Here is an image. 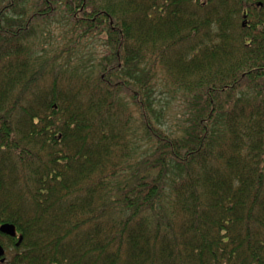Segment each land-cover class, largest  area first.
Wrapping results in <instances>:
<instances>
[{
  "label": "trees",
  "instance_id": "16d2710c",
  "mask_svg": "<svg viewBox=\"0 0 264 264\" xmlns=\"http://www.w3.org/2000/svg\"><path fill=\"white\" fill-rule=\"evenodd\" d=\"M26 1L0 5V223L20 264H264V0H42L22 21ZM57 7L71 48L104 32L99 75L27 52ZM158 72L186 102L173 129Z\"/></svg>",
  "mask_w": 264,
  "mask_h": 264
},
{
  "label": "rangeland",
  "instance_id": "374dc122",
  "mask_svg": "<svg viewBox=\"0 0 264 264\" xmlns=\"http://www.w3.org/2000/svg\"><path fill=\"white\" fill-rule=\"evenodd\" d=\"M6 3H8V0H0V5ZM41 6L42 0H27L23 3V5H21V7L23 8V11L27 10L26 12L28 13L20 17H13L24 21L27 19L31 10H37L41 8ZM65 10L66 9L64 7H57L53 11L51 17L37 22L33 21L31 23L30 29L32 30L27 34L25 40V45L28 48L27 52L32 53V56L35 55V57H44L46 59H53L56 55H59L57 63L68 62V64L79 66L82 64L83 67H87L86 69L95 68V75H99L101 71L98 69V63L102 62V59L107 53L104 32H100L99 30L91 32L84 38L78 39V45L71 48L72 46H70V41H72V37L75 38V34L73 35V31L69 27L72 26V20L70 18L71 15H69L68 12H65ZM12 14L13 11L7 13V16H12ZM65 49L69 50V56L66 51H63ZM66 57L68 58L66 59ZM79 57L81 59V63L77 61V58ZM45 78L48 79L49 76ZM154 85L157 89L155 94V102H157L155 104L157 109L166 112L164 122L167 124H165V127L173 129L180 126L184 123V121H186L185 116L187 112L186 102L182 99L180 92L172 89L168 84H166L163 80V74L161 72L157 73ZM128 107V110L132 112V122L134 129L136 130L134 153L135 157L141 161L153 153L154 146L150 142V139L143 134V129H141L138 114L134 110V107L129 105V103Z\"/></svg>",
  "mask_w": 264,
  "mask_h": 264
},
{
  "label": "flooded vegetation",
  "instance_id": "af4514ba",
  "mask_svg": "<svg viewBox=\"0 0 264 264\" xmlns=\"http://www.w3.org/2000/svg\"><path fill=\"white\" fill-rule=\"evenodd\" d=\"M257 4H261L258 2ZM3 223H0V226ZM15 230V235L11 236L0 231V246L4 253L0 255V264H20L22 249H20L21 236Z\"/></svg>",
  "mask_w": 264,
  "mask_h": 264
},
{
  "label": "water",
  "instance_id": "95a60500",
  "mask_svg": "<svg viewBox=\"0 0 264 264\" xmlns=\"http://www.w3.org/2000/svg\"><path fill=\"white\" fill-rule=\"evenodd\" d=\"M0 231L6 233L8 235H11V236L15 235V227L13 224H10V223H3L0 226ZM3 253H4V251H3L2 247L0 246V255H2Z\"/></svg>",
  "mask_w": 264,
  "mask_h": 264
}]
</instances>
